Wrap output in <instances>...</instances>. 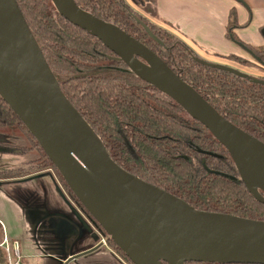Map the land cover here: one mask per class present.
I'll list each match as a JSON object with an SVG mask.
<instances>
[{
	"label": "water",
	"instance_id": "1",
	"mask_svg": "<svg viewBox=\"0 0 264 264\" xmlns=\"http://www.w3.org/2000/svg\"><path fill=\"white\" fill-rule=\"evenodd\" d=\"M52 1L61 15L102 40L136 75L203 123L227 148L249 192L264 203L262 140L223 116L158 53L120 26L85 10L76 0ZM210 64L251 76L232 66ZM253 79L264 84L263 78ZM0 95L96 224L135 264H264V220L197 209L111 157L61 89L17 0H0Z\"/></svg>",
	"mask_w": 264,
	"mask_h": 264
},
{
	"label": "trees",
	"instance_id": "2",
	"mask_svg": "<svg viewBox=\"0 0 264 264\" xmlns=\"http://www.w3.org/2000/svg\"><path fill=\"white\" fill-rule=\"evenodd\" d=\"M17 1L61 89L118 164L197 209L264 220V203L249 192L227 148L203 123L190 116L172 97L136 75L102 40L61 15L52 0ZM76 2L145 43L223 116L264 142V84L254 81L256 76L211 65L198 58L180 39L179 44H173L170 37L136 13L126 0ZM143 9L156 16V0H149V6ZM233 28L229 25L228 36L255 58L258 64L254 66L264 69V45L256 47L243 42ZM166 46L170 49L164 51L161 47ZM225 57L253 65L236 54ZM0 130L19 131L42 153L40 159L27 165L0 170V180L25 178L54 168L64 190L84 208L37 139L1 95ZM192 157L196 158V164L192 163ZM224 159L233 165L236 177L220 168ZM3 238L0 222V242ZM109 242L128 263L135 264L111 237ZM5 263L6 252L0 247V264Z\"/></svg>",
	"mask_w": 264,
	"mask_h": 264
},
{
	"label": "crops",
	"instance_id": "3",
	"mask_svg": "<svg viewBox=\"0 0 264 264\" xmlns=\"http://www.w3.org/2000/svg\"><path fill=\"white\" fill-rule=\"evenodd\" d=\"M156 11L157 22L215 62L236 65L225 56L247 52L228 36L231 24L243 42L264 45V0H156ZM246 69L264 77V71ZM63 189L50 169L0 180V222L7 237L21 245L23 264H130L108 243L102 245L96 230L83 226L75 212L85 218L82 209L67 203Z\"/></svg>",
	"mask_w": 264,
	"mask_h": 264
},
{
	"label": "rangeland",
	"instance_id": "4",
	"mask_svg": "<svg viewBox=\"0 0 264 264\" xmlns=\"http://www.w3.org/2000/svg\"><path fill=\"white\" fill-rule=\"evenodd\" d=\"M126 1L134 8L136 13H138L139 15L144 17L145 20L149 21V23H151L152 25H155L156 27H158L161 32L165 33L168 37H170L171 40L173 41V44H177L178 41L181 40V39L179 40V36H177L171 30H169V27H167L166 25H164L162 23L157 22L154 19V16H152L150 13L146 12L143 9V7L149 6V0H136V2L134 0H126ZM161 48L164 51H166L167 49H170V47H168V46L161 47ZM192 50L196 53L198 58L205 59V61L208 63L227 65V66H232V67L239 66V67H242L243 72H244V70L250 71V69H246L247 67L248 68H256V70H259V74H260V72L264 71L263 68L254 66V64L257 65L258 63L255 60V58H253V56L251 54H249L248 52H246V54H244V56H241V57H243V58L247 59L248 61H250L251 63H253V65H251V66L248 64H245V63L238 62V61H236V62H238L236 65L233 63V61L230 62L227 60H221L224 62H215V57L209 58V57L205 56L204 54H202L203 56L207 57V59H206L202 55H200L198 52H196L194 49H192ZM245 73H247V72H245ZM254 76L264 79L263 76H260L258 74L254 75ZM0 142L5 144V145H0V170H7L10 168H16V167L24 166V165H27L29 162L34 161L35 159H40V157L42 156L41 155L42 153L38 149V147H36V145H31V143H32L31 140L24 137L19 131L10 132L9 130H0ZM195 159L196 158H193V157L191 158V161L194 164L197 163V162L195 163ZM224 161H225L224 164H220V168H222L224 170V172H227L230 176L236 177V174H235L236 170L233 167V165L227 159H224ZM221 165H223L224 168ZM208 167H209V165H208ZM216 167H215V169H216ZM48 169H50V171L53 174L58 176V173L54 168H48ZM48 169H46V170H48ZM99 229L101 232H103L102 237H103L104 241L105 242L107 241L108 245L114 249V247L109 242L110 236L101 228V226H99ZM5 232H6V234H8L7 230H5Z\"/></svg>",
	"mask_w": 264,
	"mask_h": 264
},
{
	"label": "built area",
	"instance_id": "5",
	"mask_svg": "<svg viewBox=\"0 0 264 264\" xmlns=\"http://www.w3.org/2000/svg\"><path fill=\"white\" fill-rule=\"evenodd\" d=\"M0 247L6 252L5 264H23V254L21 245L17 241L10 240L4 232V238L0 242Z\"/></svg>",
	"mask_w": 264,
	"mask_h": 264
},
{
	"label": "flooded vegetation",
	"instance_id": "6",
	"mask_svg": "<svg viewBox=\"0 0 264 264\" xmlns=\"http://www.w3.org/2000/svg\"><path fill=\"white\" fill-rule=\"evenodd\" d=\"M64 190V189H63ZM65 193V194H64ZM64 195H65V199H66V201H67V203L69 204V202H73L74 204L73 205H75L77 208H81L82 209V212H83V214H84V216H85V220L87 221V225H85V223H83L82 221V223H83V226H85V227H87L88 229H90L91 231L92 230H96L97 232H98V234L101 236V238H100V240H101V243H102V245H104V244H107V241L105 242L104 241V239H103V237H102V234H103V232H101L100 231V229H99V226L96 224V222L93 220V218L90 216V214H88V213H86V211H85V209L83 208V207H81V206H79L75 201H74V199L70 196V194H68L65 190H64ZM86 214H85V213ZM87 229V230H88ZM89 231V230H88ZM90 232V231H89ZM104 243V244H103ZM115 250V249H114ZM116 252H117V250H115ZM118 253V252H117ZM119 254V253H118ZM119 256H121L122 258H123V256L121 255V254H119ZM123 260L124 261H126L124 258H123ZM127 262V261H126Z\"/></svg>",
	"mask_w": 264,
	"mask_h": 264
}]
</instances>
